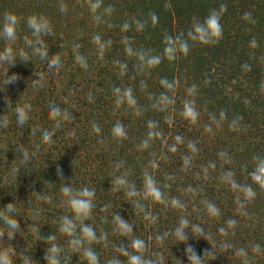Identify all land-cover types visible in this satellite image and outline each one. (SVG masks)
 I'll use <instances>...</instances> for the list:
<instances>
[{
	"label": "trees",
	"instance_id": "1",
	"mask_svg": "<svg viewBox=\"0 0 264 264\" xmlns=\"http://www.w3.org/2000/svg\"><path fill=\"white\" fill-rule=\"evenodd\" d=\"M213 11L221 35L210 44L192 40L193 23ZM8 17L16 21L14 41L3 35ZM41 17L50 28L40 37L46 61L27 44L28 21ZM167 37L186 40L188 51L177 44L169 59ZM6 49L17 61H0V215L16 219L18 229L0 220V251L14 252L13 264H47L53 245L62 249L61 264H88L86 248L98 264H129L121 248L151 264H189V246L200 264H264V185L253 179L264 160V0H0V55ZM139 53L160 56V63L148 65ZM115 89H130L135 103L125 97L117 104ZM26 104L29 119L20 127L16 109ZM186 104L195 120L183 114ZM52 106L71 118H50ZM117 124L122 137L113 134ZM45 132L53 133L50 142H43ZM145 174L163 202L143 195ZM121 176L139 196L117 190ZM64 183L95 190L90 216L75 223L77 235L86 224L96 239L79 251L59 231L62 216L74 218ZM8 204L13 213L4 210ZM116 214L131 232L117 230ZM182 218L195 237L180 244L174 230ZM49 234L56 239L46 240ZM136 239L142 251L132 247ZM241 249L246 256L237 255Z\"/></svg>",
	"mask_w": 264,
	"mask_h": 264
},
{
	"label": "clouds",
	"instance_id": "2",
	"mask_svg": "<svg viewBox=\"0 0 264 264\" xmlns=\"http://www.w3.org/2000/svg\"><path fill=\"white\" fill-rule=\"evenodd\" d=\"M99 5L93 4L92 8L95 10ZM155 20L156 17H153ZM7 25L3 29V35L5 38L14 41L16 39V33L14 31V25L16 23L14 18L8 17L6 21ZM28 27L32 31L33 40L27 41V44L29 47H32L34 49V53L36 55H40L45 61L47 58V48L40 39L42 35H46L49 33L50 28L49 24L46 19L43 17L37 19L32 18L28 21ZM127 27V25H125ZM222 27L220 24V17L219 14L215 11L211 12L204 20L203 22L195 21L193 23L192 31L188 33V36L192 40H198L205 44H210L214 42L215 38H218L221 35ZM97 41H99V37L95 38ZM165 43L168 45L165 48V53L169 54V59L175 58V53L178 50L176 45L179 44V50H183L184 52L188 51L189 45L186 40H183L181 38H172L167 37L165 40ZM127 51L131 54L132 49L128 48ZM139 59L142 61H145L148 65H155L160 63V56H150L146 57V54L139 53ZM22 58L25 61H29L30 58L25 56L23 53H21ZM77 60L80 62V64L83 67H87L86 61L82 56H77ZM0 61L3 62H9L15 64L17 61V57L13 56V53L11 49H6L4 55H0ZM49 67L52 68H59V64L57 62H54L52 59L48 62ZM17 79L15 75L8 77V83L14 82ZM161 83L165 85L167 88L173 87V85L168 82L167 80H162ZM115 92L118 96L117 104L121 103L125 97L129 99L130 103H135V101L132 99V93L131 90H126L121 95L120 89H115ZM163 101H167V97H162ZM30 111L29 105H24L21 108L16 109V124L20 127H23L26 122L28 121V112ZM186 117L191 118L192 120L196 119L197 113L194 110L193 106L191 104H186L184 113ZM49 117L52 119H55L57 121L61 119H70V114H68L66 111H62L57 106H52L49 109ZM3 126H7V119L4 118ZM93 130L96 132H99V126L93 125ZM113 134L116 136H124L125 131L122 124H117L113 127ZM154 133H150V135H153ZM53 133L45 132L43 133V142H50L52 138ZM179 140V137H177ZM146 146V142H145ZM174 150V149H173ZM24 159L27 160L28 154L25 151L23 153ZM253 179L262 185H264V160H262L256 171L253 173ZM114 184L117 187V190L123 189L125 192V195L129 198L137 197L140 195V192L137 191L135 185L130 184L126 177H117L114 181ZM233 187H236L235 184H233ZM249 196L253 195L251 189L245 190ZM61 192L63 196L66 198L65 203L68 207V209L74 214V218H70L69 216L65 215L60 218L59 224L60 228L59 231L68 235L69 237H72V239L69 241L70 246L73 248L74 251H79L85 241H94L96 239L95 231L90 225L82 224L80 227V235L76 234V228L77 225L75 223V220H84L85 218L89 217L91 214V211L94 207L93 200L95 198V190L90 189L88 187H83L79 189H73L70 185V183H64ZM143 195L145 197H151L155 201L163 202V194L160 191V189L157 187L155 180L153 177L149 174H145L144 177V186H143ZM39 196V195H37ZM171 203L174 206H181L180 202L178 200L173 199ZM139 206V205H138ZM8 213L14 212V206L13 204H8L6 209H4ZM210 210L215 214L216 209L214 206H210ZM146 218H148L146 216ZM0 220H3V222L8 226L9 229L12 231H17L18 225L17 220L12 218L11 216H4L0 215ZM114 222L117 224V230L122 233H129L132 231L131 225L125 221L120 215H115ZM230 224L234 225L235 221H229ZM189 228V221L187 219H181L179 222V225L174 230V235L176 239L181 243H185L189 238V233L195 237L194 233L192 231L188 230ZM195 232H198L200 234V237L203 236L205 238V234L203 229L201 228H195ZM223 231V229H221ZM46 240L51 241L55 240L56 237L54 235L49 234L46 238ZM132 247L136 251H142L144 248V242L140 239H136L133 241ZM121 251L124 252L125 255L129 257V264H151L150 261H146L141 255H133L128 253L126 248H121ZM255 251H259V245L256 246L254 249ZM61 247L57 245H53L51 248L47 249L45 260L47 261V264H61ZM186 253L188 256L189 264H200L201 259L196 255L194 249L189 246L186 249ZM190 253V255H189ZM84 256L86 257L88 264H98V257L96 253L91 250L90 248H86L83 252ZM12 255H14V252L11 249H4L3 251H0V264H13L12 262ZM237 255H244L246 256V252H244L243 249L239 250ZM23 264H30L29 258H24ZM109 264H121V262L118 259H114L109 262ZM245 264L247 262L245 261Z\"/></svg>",
	"mask_w": 264,
	"mask_h": 264
}]
</instances>
